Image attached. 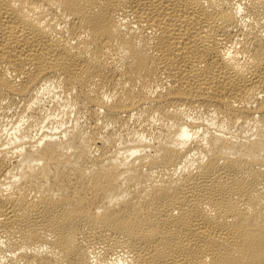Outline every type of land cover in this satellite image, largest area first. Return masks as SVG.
I'll use <instances>...</instances> for the list:
<instances>
[{
	"label": "bare ground",
	"instance_id": "6f19581e",
	"mask_svg": "<svg viewBox=\"0 0 264 264\" xmlns=\"http://www.w3.org/2000/svg\"><path fill=\"white\" fill-rule=\"evenodd\" d=\"M0 264H264V0H0Z\"/></svg>",
	"mask_w": 264,
	"mask_h": 264
}]
</instances>
